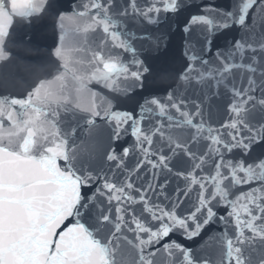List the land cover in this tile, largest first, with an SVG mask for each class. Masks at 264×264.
<instances>
[{
	"label": "snow or ice",
	"instance_id": "1",
	"mask_svg": "<svg viewBox=\"0 0 264 264\" xmlns=\"http://www.w3.org/2000/svg\"><path fill=\"white\" fill-rule=\"evenodd\" d=\"M188 6L85 0L58 14L55 75L25 97H0V264H125V248L135 250V264H264V160L233 155L264 142V0L191 15L178 83L143 97L138 111L115 110L90 87L123 96L143 89L150 67L141 56L168 38L159 27L146 36L144 26ZM49 7V0H0V62L10 57L13 17L31 23ZM231 27L237 35L213 52L215 36ZM225 97L227 119L215 126L213 110ZM98 119V151L82 156L77 130L86 125L100 136ZM129 130L134 140L125 146ZM212 225L224 231L198 248L161 243L176 231L194 240ZM213 243L215 259L207 251Z\"/></svg>",
	"mask_w": 264,
	"mask_h": 264
},
{
	"label": "water",
	"instance_id": "2",
	"mask_svg": "<svg viewBox=\"0 0 264 264\" xmlns=\"http://www.w3.org/2000/svg\"><path fill=\"white\" fill-rule=\"evenodd\" d=\"M85 0H49L50 7L40 16L33 17L31 23H26L20 17H13V23L9 29V35L6 38L5 47L10 53L7 61L0 62V97H17L22 98L27 95L31 88L41 79H51L58 68V61L53 55L54 48L59 43L60 30L58 28V14L60 12L70 13L76 5L84 3ZM241 0H188V7L182 9L178 16L171 13L162 14L166 17V22L159 26L145 25L144 35H151L159 27L168 34L166 47L161 48L159 52L144 51L141 56L150 67V75L144 82L143 89H137L135 93L128 96L118 95L108 92L101 88L100 85H90L94 91H98L102 96L111 100L114 109L118 111H138V105L143 102V97L150 95L164 96L178 83L177 77L187 66V58L184 55V41L182 28L190 19L191 15L197 14L204 6H213L222 10H235ZM169 25L171 29L169 30ZM237 27H231L218 33L213 41L214 48H224L226 44L233 39L238 33ZM69 46H74V39L71 35L68 38ZM147 45H145V48ZM74 56L76 54H73ZM130 59V57H128ZM99 102V97L97 98ZM227 98L218 102V107L213 110L212 122L218 126V122L227 119L226 115ZM97 123L101 125L100 136H90L87 126L77 130L75 144L78 152L87 157L89 154L98 151L99 142L103 134V122L98 119ZM134 137L129 134L123 138L122 143L127 146L131 144ZM234 158L243 159L247 163L259 162L264 160V142L256 143L252 146L250 152L242 155L235 152ZM229 158H233L230 156ZM133 162L129 161L131 165ZM209 167L206 172H211ZM176 181L173 180L169 186V192L175 187ZM250 186L243 185L233 189V196L238 195L241 191H247ZM195 199V193L192 200ZM191 204H185L184 209H190ZM186 214V212H185ZM219 214L226 215L227 210L223 207L219 209ZM223 226L212 225L202 232L194 240H187L179 232H173L165 238V242L176 241L186 247L198 248L208 239L209 235L214 232H223ZM231 235V231L229 230ZM210 256L215 259L219 249L213 243L212 247L207 249ZM122 258L125 264H135L136 252L134 249L125 248L122 250Z\"/></svg>",
	"mask_w": 264,
	"mask_h": 264
}]
</instances>
